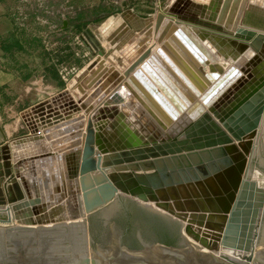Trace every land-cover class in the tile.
<instances>
[{
  "label": "water",
  "instance_id": "obj_1",
  "mask_svg": "<svg viewBox=\"0 0 264 264\" xmlns=\"http://www.w3.org/2000/svg\"><path fill=\"white\" fill-rule=\"evenodd\" d=\"M185 29L165 19L147 60L99 66L84 94L32 106L30 134L0 146V264H264V61L224 70L187 30L204 56L179 61ZM119 82L135 103L107 97ZM42 135L47 154L25 155Z\"/></svg>",
  "mask_w": 264,
  "mask_h": 264
},
{
  "label": "rangeland",
  "instance_id": "obj_2",
  "mask_svg": "<svg viewBox=\"0 0 264 264\" xmlns=\"http://www.w3.org/2000/svg\"><path fill=\"white\" fill-rule=\"evenodd\" d=\"M177 4V0H13L8 9V34L3 39L9 67L20 82L43 84L42 88L33 85L38 87L18 104V95L0 90V117L7 118L16 111L21 120L27 121L31 108L25 107L32 103L50 102L59 107L69 103L70 82L100 58L109 62L107 54L112 49L103 39L102 29L110 18L126 11L144 20L158 13L176 15ZM180 5L183 7L184 2ZM191 17L204 23L211 19L205 11ZM263 148L261 141L257 149ZM259 171L254 177L264 182V170Z\"/></svg>",
  "mask_w": 264,
  "mask_h": 264
},
{
  "label": "bare ground",
  "instance_id": "obj_3",
  "mask_svg": "<svg viewBox=\"0 0 264 264\" xmlns=\"http://www.w3.org/2000/svg\"><path fill=\"white\" fill-rule=\"evenodd\" d=\"M177 1L178 8L174 9L175 12L177 11L176 15L158 13L155 18L142 21L137 19L133 12H129L122 17L118 16L113 18L105 28L102 29L103 39L112 49L111 52L107 54L109 62L110 60H114L118 63L123 62L125 63L124 65H126L125 67H130L137 63L140 65L143 61L147 60L163 43L159 32L161 24L167 18L172 24H176L177 26L183 23L186 28L180 32V35L176 38L177 41H175L182 51L174 44H170V52L174 54L179 61L181 58L187 62L184 54L188 56L193 55L195 58H197L196 55L202 58L204 56L202 47L191 38L189 32L194 34L197 38L198 36L201 37L204 41H201V44L204 45L205 48L207 44L221 55L219 59L216 58L215 62L219 63L224 70H226L227 62H242L245 68L248 66L245 62L264 61V59H262L264 57V0ZM181 2H184L183 7L180 5ZM234 5L238 7L235 11L232 9ZM199 7L202 9L198 11L197 8ZM200 11H205L210 15L211 19L210 22L208 21L209 23H204L203 21H199V19L197 20L191 17L192 15L194 17L195 15L197 16V13ZM113 31H116L117 34L115 33L113 38H108ZM134 53L135 55H133ZM127 54H131V56L128 57ZM166 56L168 55L166 54ZM160 58L166 62V59L162 57V55H160ZM128 59L129 61L126 63ZM141 59L143 60L141 61ZM169 59L171 60V58ZM109 62L104 58H100L93 62L92 65L88 67L87 72L81 75L80 79L76 77V81L73 80L70 82L68 97L77 99L84 94L87 91V87L83 84L84 78L89 76L99 66H114V69L118 70L115 64ZM213 63L214 62L209 60L207 63L202 64L201 67L205 71H208L210 64ZM179 70L182 72L180 68ZM241 71L242 74L237 76L229 85L226 92L223 93L221 96L222 99L230 96L235 88L246 81V77L248 76L246 69H242ZM123 73L124 72L120 71V74ZM117 91L122 92L123 96V103H120L119 106H121V104L128 105L136 102V99L129 93L122 82H119L110 90L107 97ZM263 129L264 114L260 126V133ZM58 138L59 137H56V140ZM49 142L51 143V141ZM255 179L258 180L257 178ZM261 185L263 184L261 183Z\"/></svg>",
  "mask_w": 264,
  "mask_h": 264
},
{
  "label": "crops",
  "instance_id": "obj_4",
  "mask_svg": "<svg viewBox=\"0 0 264 264\" xmlns=\"http://www.w3.org/2000/svg\"><path fill=\"white\" fill-rule=\"evenodd\" d=\"M13 0H0V90H6L8 94L18 95L17 104L19 101L27 99L31 94L33 88L38 86L42 88V82H32V81H22L16 79V75L13 70L9 67V58H8V49L3 43V39L7 37L9 22H8V9L10 3ZM33 85H38L34 87ZM22 90V91H21ZM38 104V102L32 103L25 107V109L31 108L32 106ZM24 109V110H25ZM2 117V118H1ZM0 117V146L10 142L13 139L20 138L22 136H27L30 134L29 122L21 120L16 114V111H13L12 114H8L7 118L4 116ZM7 122V123H5ZM40 131L38 134H42V127H39ZM37 134V133H36ZM43 136V135H42ZM49 140L45 136L39 138L33 144H28L26 147L27 153L25 155H31L34 158L39 156H44L47 154L46 147H49ZM260 148V147H259ZM259 150V149H258ZM257 150V151H258ZM257 154V153H256ZM264 148L262 151H258L256 157V166L254 167L258 170H264ZM111 170V169H108ZM13 172H15L13 168ZM259 173V172H258ZM33 169L31 171V176H33ZM34 178V177H33ZM94 180V179H93ZM263 185L264 182L259 180ZM4 214V213H3Z\"/></svg>",
  "mask_w": 264,
  "mask_h": 264
},
{
  "label": "flooded vegetation",
  "instance_id": "obj_5",
  "mask_svg": "<svg viewBox=\"0 0 264 264\" xmlns=\"http://www.w3.org/2000/svg\"><path fill=\"white\" fill-rule=\"evenodd\" d=\"M154 214H156V213H154ZM157 216H159V217H161L162 219H164V220H166L167 222H169V223H171V224H175L174 222H172V221H170V220H167L166 218H164V217H162V216H160V215H158L157 214ZM176 225V224H175ZM177 226V225H176ZM177 229H178V232H179V234H180V230H179V227L177 226Z\"/></svg>",
  "mask_w": 264,
  "mask_h": 264
},
{
  "label": "trees",
  "instance_id": "obj_6",
  "mask_svg": "<svg viewBox=\"0 0 264 264\" xmlns=\"http://www.w3.org/2000/svg\"><path fill=\"white\" fill-rule=\"evenodd\" d=\"M157 215V214H156Z\"/></svg>",
  "mask_w": 264,
  "mask_h": 264
}]
</instances>
